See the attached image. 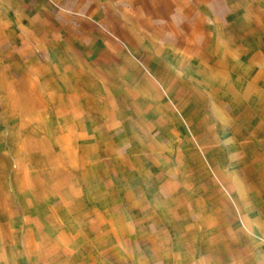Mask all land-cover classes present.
Returning a JSON list of instances; mask_svg holds the SVG:
<instances>
[{"label": "rangeland", "instance_id": "1", "mask_svg": "<svg viewBox=\"0 0 264 264\" xmlns=\"http://www.w3.org/2000/svg\"><path fill=\"white\" fill-rule=\"evenodd\" d=\"M250 97L264 0H0V264H264Z\"/></svg>", "mask_w": 264, "mask_h": 264}, {"label": "crops", "instance_id": "2", "mask_svg": "<svg viewBox=\"0 0 264 264\" xmlns=\"http://www.w3.org/2000/svg\"><path fill=\"white\" fill-rule=\"evenodd\" d=\"M236 54H237V57H242L243 59L244 58L247 59L249 56V54H247V53L239 54V51H237ZM236 54H234V55H236ZM234 55H233V57H234ZM251 63L252 62H250V61L244 62V64L241 65L240 67H238L236 70H234V69L228 70V71L227 70H218V71L216 70V72L220 76L224 75V76L229 78L228 80L230 82V85H229V89H230V87H233L234 85H236V82L241 84V81L243 80L241 75L248 76L251 74V72H249V71H252ZM217 74H215L216 77H217ZM235 74H236V76L233 77ZM244 82H248V81L246 79H244ZM249 83H248V85H249ZM230 95H233V94L231 93ZM229 98H230V96H229ZM241 101L243 103L238 101V100L235 101L234 107H236L235 111H237V112H235V114L231 113L230 116L232 117V119L234 121H235V119L240 120L239 133L242 132L246 136H249L251 131L261 130L264 128V115L262 114L263 111L259 110V108H257V107H254V106H261L260 108L262 110H264V102H261V100L256 101L255 98L252 99L251 97L245 98ZM222 104L225 106L226 103H222ZM227 127H233V124L231 126H227ZM236 129L237 128L235 127V130ZM235 130L233 132H235ZM239 136H236V137L238 138ZM59 209H63V205H61L59 207ZM60 226H61V224H60ZM50 228L52 229L53 226ZM37 230H38V228L31 229V231H37Z\"/></svg>", "mask_w": 264, "mask_h": 264}]
</instances>
